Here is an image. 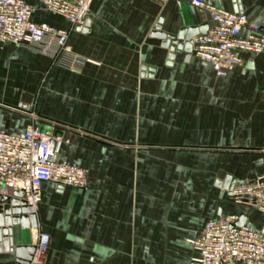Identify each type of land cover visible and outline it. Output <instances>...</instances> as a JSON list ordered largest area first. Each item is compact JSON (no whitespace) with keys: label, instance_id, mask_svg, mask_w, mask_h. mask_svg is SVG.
<instances>
[{"label":"crops","instance_id":"crops-1","mask_svg":"<svg viewBox=\"0 0 264 264\" xmlns=\"http://www.w3.org/2000/svg\"><path fill=\"white\" fill-rule=\"evenodd\" d=\"M26 1L34 21L69 29ZM202 1L245 13L264 33V0ZM159 19L169 34L212 25L191 0H94L85 25L69 29L71 50L88 60L80 69L0 47V130L23 131L31 117L21 111L67 126L57 158L88 170L84 188L42 184L44 264H191L189 240L207 220L264 224V212L224 188L264 175V50L241 52L243 64L217 76L192 51L169 61L152 35ZM0 264H15L13 254L1 252Z\"/></svg>","mask_w":264,"mask_h":264},{"label":"built area","instance_id":"built-area-1","mask_svg":"<svg viewBox=\"0 0 264 264\" xmlns=\"http://www.w3.org/2000/svg\"><path fill=\"white\" fill-rule=\"evenodd\" d=\"M94 0H40L41 8L61 16L69 29L83 27ZM163 3L167 0H155ZM191 4L205 12L212 22L204 33L192 38L194 56L209 65L217 76H225L242 65L241 52L257 55L264 50V33L259 22L240 11H227L202 0ZM34 8L26 0H0V47L13 43L32 49L57 65L80 69L88 60L75 54L68 44L69 29L33 20ZM31 122L19 133L0 130L1 194L21 191V199L34 208L41 201V187L51 182L59 188H84L88 170L57 158L59 133L70 129L34 113L21 111ZM50 129H44L40 123ZM237 204L264 212V175L239 181L228 189ZM231 214L209 219L199 236L189 240L197 256L191 264H264V224L254 227L238 224ZM34 231L29 264H44L50 236Z\"/></svg>","mask_w":264,"mask_h":264},{"label":"water","instance_id":"water-1","mask_svg":"<svg viewBox=\"0 0 264 264\" xmlns=\"http://www.w3.org/2000/svg\"><path fill=\"white\" fill-rule=\"evenodd\" d=\"M160 22L161 19L158 20L152 35L163 41V46L169 51L168 60H173L180 52H184L185 57L188 58L192 49L191 40L197 34L196 28L188 26L185 30L180 29L176 34H169L161 29ZM76 28L82 27L76 26ZM231 187L232 184L224 186L225 189ZM21 195V191H14L11 195L0 193V253H12L15 264H29L34 249L31 231L37 230L38 223L34 208L27 205L20 198ZM238 224H242L241 220Z\"/></svg>","mask_w":264,"mask_h":264}]
</instances>
